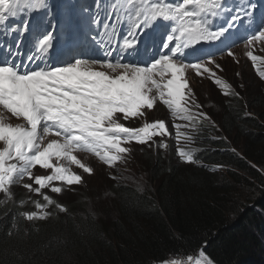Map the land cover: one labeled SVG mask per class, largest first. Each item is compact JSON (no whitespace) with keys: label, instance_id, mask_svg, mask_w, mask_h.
<instances>
[{"label":"trees","instance_id":"trees-1","mask_svg":"<svg viewBox=\"0 0 264 264\" xmlns=\"http://www.w3.org/2000/svg\"><path fill=\"white\" fill-rule=\"evenodd\" d=\"M214 87L219 135L191 112L198 162L153 156L146 189L114 182L102 208L82 196L43 218L40 197L0 191V264H155L200 248L214 264H264V99L244 82Z\"/></svg>","mask_w":264,"mask_h":264},{"label":"snow or ice","instance_id":"snow-or-ice-1","mask_svg":"<svg viewBox=\"0 0 264 264\" xmlns=\"http://www.w3.org/2000/svg\"><path fill=\"white\" fill-rule=\"evenodd\" d=\"M129 2L131 9L125 24H121L116 11L111 13V20L106 21L112 25L113 31L121 33L123 43L116 40L113 44L111 38L105 42L99 30L91 36L100 49L102 59L76 58L73 55V59L63 65L53 63L48 53L54 46L56 26L46 20L48 27L36 36L35 50L27 56V63L23 57L17 62L19 47L15 53H5L12 57L11 60L0 63V109L24 122L16 125L5 123L3 112H0V141L3 142L0 160L6 168L25 165L21 172L28 171L29 166L32 172L33 166L49 170L47 176L29 173L28 179L33 181L37 195L45 193L44 189L62 193L63 189L55 186L54 182L68 186L81 184L82 176L70 170V165L87 174L93 172L92 167L74 155L81 145L88 146L95 142L105 150L104 156L96 153L99 161L114 167L124 154L130 152L123 145L151 143L150 140L124 141L121 138L117 144L110 137L117 128L128 127L121 121L146 117L145 110H152L157 101L163 102L179 85H185L181 92L186 93L190 88L185 82L189 65L198 69L199 76L211 75L216 85L215 76L222 65L214 57L195 63L185 61L199 52L203 47L202 42L217 41L227 30H213L215 18L228 14V27H231L236 22L243 23L245 18L252 15L244 6L228 10L222 0ZM47 8L46 0H34V8L31 0H0V26L5 31L13 29L15 36H21L29 31L32 24L29 10L42 11ZM162 24L164 31L159 30ZM257 42L264 47V26L247 40L248 45ZM125 50H135L138 55L148 54L149 51L151 54L146 63L125 62L118 58L126 55ZM0 52H3L2 48ZM246 55L253 62L260 59L251 51H247ZM227 57L234 58V53L228 51ZM261 75L264 76V73ZM53 132L56 139L45 143V138ZM113 144L123 151L111 159H105L107 148ZM181 160L185 163L198 162L194 154L183 155ZM21 186L32 188V184ZM43 200L46 204L54 202L46 193ZM55 203L59 205V202ZM34 207L41 205L37 202ZM59 207L66 210L63 205ZM191 251L195 253L196 249ZM160 264H214V261L200 248L198 256L187 254L186 261L165 259Z\"/></svg>","mask_w":264,"mask_h":264},{"label":"rangeland","instance_id":"rangeland-1","mask_svg":"<svg viewBox=\"0 0 264 264\" xmlns=\"http://www.w3.org/2000/svg\"><path fill=\"white\" fill-rule=\"evenodd\" d=\"M88 2V0H84V7L89 5ZM170 2H180V0H170ZM234 2L235 7L230 10L236 9L238 6H244L248 8L252 15L245 18L243 23L236 22L231 27H228V21L230 19L228 14L215 18L213 30H218L219 28H226L227 30L217 41L202 42V48H207L211 53L203 56L200 60L214 57L222 65V68L218 70L215 76L216 85L212 82L211 78H201L202 76H199L198 69H194L191 65L187 66L188 72L185 73V82L189 84L190 88L187 89L186 93L182 94L181 92V89H183L185 85H179L176 89L172 90L170 95L165 98L163 102L157 101L152 110H145L146 117L130 121H121L128 127L117 128L121 131H113L110 137V139L116 140L117 144L121 140H119L120 137H122L124 141L150 140L151 143L146 145L135 143L123 145L128 147L130 152L124 154L123 159L116 162L114 167L103 165V163L99 161L96 153L104 156L105 150L95 142H91L88 146L81 145V148L75 152L74 155H76L82 163L92 167L93 172L87 174L84 173L82 169L76 168L75 165H70V170L80 174L83 182L73 186L54 182L55 186H59L63 189L60 194L44 189L43 191L54 200L52 204H57L55 201L66 204L70 201L78 200L82 196H86L84 199L89 202V206L96 205L98 208H102L110 200L111 183L121 181L140 188L141 190L146 189L151 174L149 159H153V156L161 155L162 159L166 162L177 161L188 164L181 160L183 155H188L186 147L189 137V131L187 130L188 121L183 120V117H179V110L186 106H196L197 108L204 109L207 112L204 120L214 126L215 133H213V135L218 136L219 130L217 126H219V124L216 112L218 111L217 107L219 104L215 100V92L212 90L213 85L215 86L214 88L224 85L226 89L230 90L233 84L244 82L247 89L259 91L264 99L263 85L257 87L253 81V78H255V80L257 79L261 84H264V76L261 75L264 73V47H262L259 42L254 45L247 44V40L264 26V0H251L250 4L248 0H234ZM222 3H224L223 0ZM64 4L65 3H63L62 6H64ZM130 9L131 8H127L126 10H114L119 13L121 24H125L128 20ZM112 12L110 7L107 8L106 14L105 10L96 9L93 11L94 17L91 18L87 29L92 27L91 25L96 21H105L103 23L104 26L113 28L111 24L106 22L107 20H111ZM132 15H134V10H132ZM164 24H166V22H164ZM159 30L164 31L165 27L161 25ZM114 43L115 42H113V44ZM98 50L100 49L96 46L92 53L97 56L96 58L102 59L101 52L97 53ZM228 51L234 53V58L229 59L227 57ZM247 51H251L260 59L255 62L251 61L247 58ZM118 58L128 62L125 58ZM190 62L195 63L197 61ZM239 87H241V85ZM149 106H151V102H149ZM231 137H234V135L231 134ZM55 139L56 136L53 132L45 139V143L54 141ZM155 142H157V144ZM230 143L231 146H234L231 140ZM117 144H113L107 148L106 151L108 155L105 156V159H111L113 155H119L123 151L122 148L117 147ZM190 144H194V142ZM2 148L3 142L0 141V149ZM235 151L239 153L240 149H236ZM178 157H180V159ZM14 172L12 166L6 168L2 160H0V191L6 189L9 192L8 199H13L15 197V193L11 192L15 190V188H10L12 187L10 186L11 174ZM30 172H32L31 169L27 175L24 174L25 177L20 179L16 188L22 190V194L28 195L27 200L29 197L42 198L41 204L46 209H50L52 204H46L43 200L42 195H45V193L42 192L40 195L35 194V185L32 180L28 179ZM48 174L49 170H43L39 169L38 166H33L32 175L47 176ZM29 184H32L31 189H26L21 186ZM242 189V193L243 191L250 192V189H248L246 185H243ZM39 211L44 213L42 210ZM36 212H38L37 209ZM198 253L199 250L194 255L198 256ZM167 259H182L186 261V255L171 256ZM155 264H160V262Z\"/></svg>","mask_w":264,"mask_h":264},{"label":"bare ground","instance_id":"bare-ground-1","mask_svg":"<svg viewBox=\"0 0 264 264\" xmlns=\"http://www.w3.org/2000/svg\"><path fill=\"white\" fill-rule=\"evenodd\" d=\"M67 47V44H65V45H59V48H66Z\"/></svg>","mask_w":264,"mask_h":264}]
</instances>
